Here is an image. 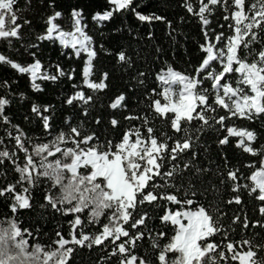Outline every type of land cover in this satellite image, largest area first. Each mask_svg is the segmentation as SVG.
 Here are the masks:
<instances>
[{
  "label": "snow or ice",
  "instance_id": "1",
  "mask_svg": "<svg viewBox=\"0 0 264 264\" xmlns=\"http://www.w3.org/2000/svg\"><path fill=\"white\" fill-rule=\"evenodd\" d=\"M0 208V264H264V0H0Z\"/></svg>",
  "mask_w": 264,
  "mask_h": 264
},
{
  "label": "trees",
  "instance_id": "2",
  "mask_svg": "<svg viewBox=\"0 0 264 264\" xmlns=\"http://www.w3.org/2000/svg\"><path fill=\"white\" fill-rule=\"evenodd\" d=\"M185 31L190 32L189 40L185 41L183 39V37L179 38L180 41L185 44V47L178 48V53L175 56L173 55L172 51H169L168 57H167L169 63H173L174 66L180 70H183L187 67L186 60L188 59V56L189 55L194 56L196 54L195 42H196L197 35H196L195 25H193V27L191 29H185ZM155 37H156L155 41L152 43V48H154L156 46V44H160L166 49L170 48L171 41L167 36H165L162 26L157 28V30L155 32ZM141 45H143V41H141ZM186 53H187V55H186ZM159 63L162 64L163 61H160ZM151 66L158 69L159 64H155V65H151ZM147 86H155L152 78H149V80L147 81ZM23 87H24V83H23V81H21V88H23ZM22 112H23V109H20L19 111H17V117L18 118ZM255 126L259 127V122H257ZM30 127H34V126H30ZM0 211H3V209L0 208ZM248 213L250 216L252 215V208H251L250 203L248 204ZM26 219H27V217L25 216V220ZM57 220H61V218L57 217ZM52 227H54V225L49 223L48 225L45 226V231H49ZM249 235H251V233H249ZM45 242H47V241L45 240ZM74 264H80V261L77 260L74 262ZM85 264H87V261H85Z\"/></svg>",
  "mask_w": 264,
  "mask_h": 264
}]
</instances>
